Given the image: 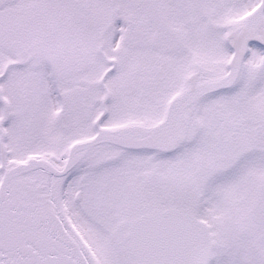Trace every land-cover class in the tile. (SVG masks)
<instances>
[{
    "label": "snow or ice",
    "instance_id": "obj_1",
    "mask_svg": "<svg viewBox=\"0 0 264 264\" xmlns=\"http://www.w3.org/2000/svg\"><path fill=\"white\" fill-rule=\"evenodd\" d=\"M0 264H264V0H0Z\"/></svg>",
    "mask_w": 264,
    "mask_h": 264
}]
</instances>
